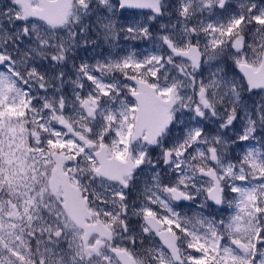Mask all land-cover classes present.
<instances>
[{
	"label": "snow or ice",
	"instance_id": "snow-or-ice-1",
	"mask_svg": "<svg viewBox=\"0 0 264 264\" xmlns=\"http://www.w3.org/2000/svg\"><path fill=\"white\" fill-rule=\"evenodd\" d=\"M0 264H264V0H0Z\"/></svg>",
	"mask_w": 264,
	"mask_h": 264
},
{
	"label": "flooded vegetation",
	"instance_id": "flooded-vegetation-1",
	"mask_svg": "<svg viewBox=\"0 0 264 264\" xmlns=\"http://www.w3.org/2000/svg\"><path fill=\"white\" fill-rule=\"evenodd\" d=\"M185 203H187V202H185ZM179 211H184L185 209H184V207H183V205L181 206V208L180 209H178ZM212 210H214L215 212H217V213H219V214H221V215H223V216H227V215H229L230 214V210L229 209H227V206L225 205V206H220V207H218V206H212Z\"/></svg>",
	"mask_w": 264,
	"mask_h": 264
},
{
	"label": "rangeland",
	"instance_id": "rangeland-1",
	"mask_svg": "<svg viewBox=\"0 0 264 264\" xmlns=\"http://www.w3.org/2000/svg\"><path fill=\"white\" fill-rule=\"evenodd\" d=\"M142 47H144V46H142ZM251 99L258 101L260 99V96L259 95H256V96H253Z\"/></svg>",
	"mask_w": 264,
	"mask_h": 264
}]
</instances>
